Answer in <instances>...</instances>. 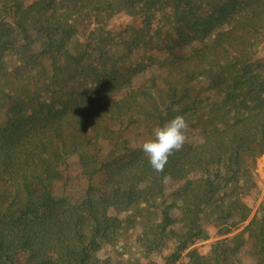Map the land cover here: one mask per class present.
<instances>
[{
	"label": "trees",
	"instance_id": "trees-1",
	"mask_svg": "<svg viewBox=\"0 0 264 264\" xmlns=\"http://www.w3.org/2000/svg\"><path fill=\"white\" fill-rule=\"evenodd\" d=\"M118 12L139 20L109 27ZM263 42L264 0H0V264L170 246L164 264H264L242 189L264 155ZM177 114L184 146L156 172L140 145ZM208 224L221 237L188 249Z\"/></svg>",
	"mask_w": 264,
	"mask_h": 264
},
{
	"label": "rangeland",
	"instance_id": "rangeland-1",
	"mask_svg": "<svg viewBox=\"0 0 264 264\" xmlns=\"http://www.w3.org/2000/svg\"><path fill=\"white\" fill-rule=\"evenodd\" d=\"M139 18L130 16L124 12H118L113 14L108 19V25L111 28L118 29L121 25L125 23H137ZM264 52V42L260 46V50L258 51L259 54H262ZM196 131V130H195ZM197 135V134H195ZM243 183V194L244 198L247 201V203L252 207L251 215H253L255 212H260L262 208L264 207V155H261L257 158L256 167L253 171V177L251 176V179L247 178L244 179ZM83 187L76 186L75 188L71 189V192L75 194L80 193L82 191ZM208 230L210 232V237L207 239H201L197 240L195 243L190 245V248H197L200 252L205 253L209 250L210 243L221 237L218 235L217 228L214 227L211 224H208ZM132 229L128 227H124L119 233H118V239H117V245L122 250L125 255H133L138 256L139 250L138 248L130 241ZM170 245V243H169ZM171 246L168 249H165L162 253L160 252H154L150 254V258L156 263V264H164V255L167 254L170 251ZM187 249V250H188ZM185 252L182 253V258L185 257ZM144 261H146V258H144ZM178 264V262H177Z\"/></svg>",
	"mask_w": 264,
	"mask_h": 264
},
{
	"label": "clouds",
	"instance_id": "clouds-1",
	"mask_svg": "<svg viewBox=\"0 0 264 264\" xmlns=\"http://www.w3.org/2000/svg\"><path fill=\"white\" fill-rule=\"evenodd\" d=\"M188 127L184 116L177 114L162 126L155 127L153 134L142 141V153L154 171L163 172L169 157L183 148Z\"/></svg>",
	"mask_w": 264,
	"mask_h": 264
}]
</instances>
